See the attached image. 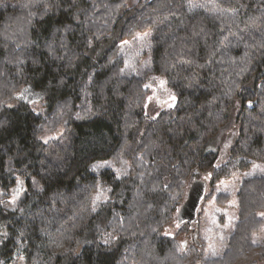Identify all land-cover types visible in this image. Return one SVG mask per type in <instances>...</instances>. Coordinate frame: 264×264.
<instances>
[{"label": "trees", "instance_id": "obj_1", "mask_svg": "<svg viewBox=\"0 0 264 264\" xmlns=\"http://www.w3.org/2000/svg\"><path fill=\"white\" fill-rule=\"evenodd\" d=\"M144 31L148 72L127 74L122 41ZM148 73L177 96L155 116ZM29 86L43 109L22 98ZM237 104L217 165L212 146ZM256 163L264 0H0V264H264L263 172L241 180L222 252L162 232L194 179Z\"/></svg>", "mask_w": 264, "mask_h": 264}, {"label": "rangeland", "instance_id": "obj_2", "mask_svg": "<svg viewBox=\"0 0 264 264\" xmlns=\"http://www.w3.org/2000/svg\"><path fill=\"white\" fill-rule=\"evenodd\" d=\"M137 1L129 0V4ZM150 42L148 31L139 33L138 37L134 40L122 41L125 54L124 71L127 74L148 72ZM147 85L150 88V94L145 104L147 114L155 116L163 108L173 106L176 103L177 96L164 77L154 73H148ZM43 97V91L36 89L34 86H29L22 94V98L29 102H34L37 109L44 108L42 102ZM238 109L239 106L237 104L232 111L230 122L223 129L214 146H212V149L218 151L217 165L223 164L229 159L230 149L236 139L238 131L236 122ZM258 172L264 173L263 163H256L248 170H242L229 177H222L214 182L211 181L210 173H204L201 179L206 181L207 189L197 219L193 222L187 221L180 224L175 217L163 227V234L174 236L178 230L183 228V233L178 238L183 246L198 241L202 243L206 254H218L222 252L224 243L237 217V195L241 180L245 176ZM24 189V181L19 179L17 184L10 190L7 198L8 205L14 206L15 201L20 197ZM220 193H227L229 195L228 198L224 199L223 203H220L217 198ZM12 264L25 263L18 256Z\"/></svg>", "mask_w": 264, "mask_h": 264}, {"label": "water", "instance_id": "obj_3", "mask_svg": "<svg viewBox=\"0 0 264 264\" xmlns=\"http://www.w3.org/2000/svg\"><path fill=\"white\" fill-rule=\"evenodd\" d=\"M18 95V97H20ZM207 183L201 178L194 179L187 190L186 198L177 212V220L180 224L197 219L201 203L206 195Z\"/></svg>", "mask_w": 264, "mask_h": 264}]
</instances>
